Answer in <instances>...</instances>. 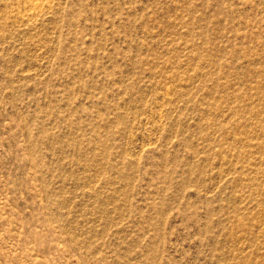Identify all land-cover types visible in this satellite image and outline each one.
Instances as JSON below:
<instances>
[{"label": "rangeland", "instance_id": "1", "mask_svg": "<svg viewBox=\"0 0 264 264\" xmlns=\"http://www.w3.org/2000/svg\"><path fill=\"white\" fill-rule=\"evenodd\" d=\"M0 264H264V0H0Z\"/></svg>", "mask_w": 264, "mask_h": 264}]
</instances>
